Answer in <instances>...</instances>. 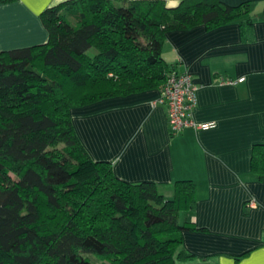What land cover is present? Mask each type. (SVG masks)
Segmentation results:
<instances>
[{"label": "trees", "instance_id": "1", "mask_svg": "<svg viewBox=\"0 0 264 264\" xmlns=\"http://www.w3.org/2000/svg\"><path fill=\"white\" fill-rule=\"evenodd\" d=\"M14 0H0L9 2ZM40 18L45 43L0 49V264H177L191 258L179 215L195 203L192 180L165 196L151 181L130 183L94 160L70 109L105 97L161 88L173 65L162 57L165 33L241 19L248 2L68 0ZM251 173L264 182V142Z\"/></svg>", "mask_w": 264, "mask_h": 264}, {"label": "crops", "instance_id": "2", "mask_svg": "<svg viewBox=\"0 0 264 264\" xmlns=\"http://www.w3.org/2000/svg\"><path fill=\"white\" fill-rule=\"evenodd\" d=\"M65 1L0 2V49L45 43L40 12ZM163 1L175 7L181 0ZM221 1L249 3L246 33L241 19L212 28L199 23L167 30L162 45L164 60L191 75L192 118L206 126L172 134L166 107L157 103L161 88L70 109L89 155L110 162L120 179L154 182L167 197L175 181L195 183V203L179 215L196 227L182 231L181 247L192 256L177 264H264V182L250 161L253 145L264 142V0Z\"/></svg>", "mask_w": 264, "mask_h": 264}, {"label": "built area", "instance_id": "3", "mask_svg": "<svg viewBox=\"0 0 264 264\" xmlns=\"http://www.w3.org/2000/svg\"><path fill=\"white\" fill-rule=\"evenodd\" d=\"M244 77L239 78L242 81ZM157 103L166 107L169 129L179 134L188 126L204 127L207 123L197 124L192 118L196 103V86L186 70L172 65L166 72V79L160 89ZM251 205L254 202L250 203Z\"/></svg>", "mask_w": 264, "mask_h": 264}, {"label": "rangeland", "instance_id": "4", "mask_svg": "<svg viewBox=\"0 0 264 264\" xmlns=\"http://www.w3.org/2000/svg\"><path fill=\"white\" fill-rule=\"evenodd\" d=\"M165 79H166V77H165ZM86 255L90 258V260H91V262L93 264H100L102 262V260L100 259V257H98V256H96V255H94L92 253H89V254H86Z\"/></svg>", "mask_w": 264, "mask_h": 264}]
</instances>
